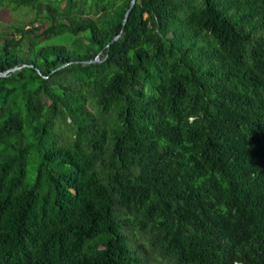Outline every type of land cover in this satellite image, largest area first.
Wrapping results in <instances>:
<instances>
[{
  "label": "trees",
  "instance_id": "1",
  "mask_svg": "<svg viewBox=\"0 0 264 264\" xmlns=\"http://www.w3.org/2000/svg\"><path fill=\"white\" fill-rule=\"evenodd\" d=\"M132 1L0 0V264H264V0Z\"/></svg>",
  "mask_w": 264,
  "mask_h": 264
},
{
  "label": "rangeland",
  "instance_id": "2",
  "mask_svg": "<svg viewBox=\"0 0 264 264\" xmlns=\"http://www.w3.org/2000/svg\"><path fill=\"white\" fill-rule=\"evenodd\" d=\"M33 18V13L27 9L24 8H17L12 9L9 7H0V37L3 32V30L10 25L15 24H25L29 22ZM2 160H4L6 163L9 164V167L13 169L14 166H12L11 160L7 156H3ZM29 180H33V174L30 173ZM141 241L143 242V250L145 249L147 251L148 258L151 262L154 263H160V264H172L169 260L163 259L156 255V253L152 250V248L149 246L147 242L142 240V237L140 236Z\"/></svg>",
  "mask_w": 264,
  "mask_h": 264
},
{
  "label": "water",
  "instance_id": "3",
  "mask_svg": "<svg viewBox=\"0 0 264 264\" xmlns=\"http://www.w3.org/2000/svg\"><path fill=\"white\" fill-rule=\"evenodd\" d=\"M134 3H135V0L132 1L131 7H130V9L128 10V12H127V14H126L125 22L127 21V18H128V16H129L130 11H131V8L134 6ZM118 38H119V36H117V37L114 39V41H115L116 39H118ZM15 68H16V67H15ZM15 68H13V69H15ZM0 74H3V75H4V73H0Z\"/></svg>",
  "mask_w": 264,
  "mask_h": 264
}]
</instances>
